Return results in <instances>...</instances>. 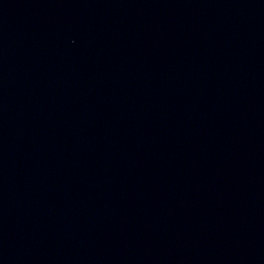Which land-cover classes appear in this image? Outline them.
<instances>
[{
	"label": "water",
	"instance_id": "95a60500",
	"mask_svg": "<svg viewBox=\"0 0 264 264\" xmlns=\"http://www.w3.org/2000/svg\"><path fill=\"white\" fill-rule=\"evenodd\" d=\"M0 264H264V0H0Z\"/></svg>",
	"mask_w": 264,
	"mask_h": 264
}]
</instances>
